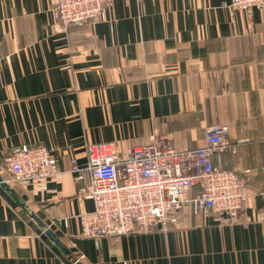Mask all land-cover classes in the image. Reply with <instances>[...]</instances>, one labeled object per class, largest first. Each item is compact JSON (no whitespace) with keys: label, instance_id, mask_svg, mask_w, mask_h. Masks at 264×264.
<instances>
[{"label":"crops","instance_id":"0c3cea01","mask_svg":"<svg viewBox=\"0 0 264 264\" xmlns=\"http://www.w3.org/2000/svg\"><path fill=\"white\" fill-rule=\"evenodd\" d=\"M229 1L113 0L103 22L60 32L55 0H0V162L24 145L57 161L53 178L0 183V264H264V5ZM217 123L230 145L212 164L252 193L235 223L194 213L190 191L164 229L79 235L93 206L70 161L84 167L87 145L194 149Z\"/></svg>","mask_w":264,"mask_h":264},{"label":"built area","instance_id":"2783aa9c","mask_svg":"<svg viewBox=\"0 0 264 264\" xmlns=\"http://www.w3.org/2000/svg\"><path fill=\"white\" fill-rule=\"evenodd\" d=\"M113 0H55L50 10L57 31L72 25L96 24ZM264 0H230L227 9H260ZM227 125L204 128V144L178 150L171 140L156 135L146 145L118 151L113 142L86 146L84 167L70 161L81 197L92 202V211L77 215L79 235L87 239L124 236L135 231L164 229L187 200L194 213L224 216L230 224L250 200L245 180L233 171L216 168L213 154L225 151ZM0 162V180L6 186H27L55 177L57 161L42 145L14 147ZM88 175L86 184L82 180ZM264 211V187L257 193Z\"/></svg>","mask_w":264,"mask_h":264},{"label":"water","instance_id":"95a60500","mask_svg":"<svg viewBox=\"0 0 264 264\" xmlns=\"http://www.w3.org/2000/svg\"><path fill=\"white\" fill-rule=\"evenodd\" d=\"M46 234L49 236V238L56 242V240L53 237V234L51 232H46ZM57 243V242H56Z\"/></svg>","mask_w":264,"mask_h":264},{"label":"trees","instance_id":"16d2710c","mask_svg":"<svg viewBox=\"0 0 264 264\" xmlns=\"http://www.w3.org/2000/svg\"><path fill=\"white\" fill-rule=\"evenodd\" d=\"M196 189L192 190V191H195Z\"/></svg>","mask_w":264,"mask_h":264}]
</instances>
